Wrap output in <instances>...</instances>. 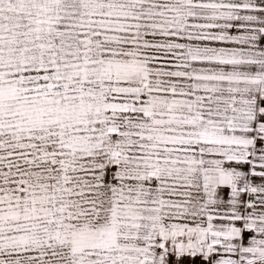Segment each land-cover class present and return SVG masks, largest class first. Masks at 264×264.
<instances>
[{
    "label": "snow or ice",
    "instance_id": "1",
    "mask_svg": "<svg viewBox=\"0 0 264 264\" xmlns=\"http://www.w3.org/2000/svg\"><path fill=\"white\" fill-rule=\"evenodd\" d=\"M0 264H264V0H0Z\"/></svg>",
    "mask_w": 264,
    "mask_h": 264
}]
</instances>
